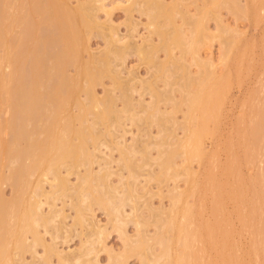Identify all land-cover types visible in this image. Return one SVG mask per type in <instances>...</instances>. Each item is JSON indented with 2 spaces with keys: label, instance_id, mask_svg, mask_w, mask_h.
I'll return each mask as SVG.
<instances>
[{
  "label": "rangeland",
  "instance_id": "rangeland-1",
  "mask_svg": "<svg viewBox=\"0 0 264 264\" xmlns=\"http://www.w3.org/2000/svg\"><path fill=\"white\" fill-rule=\"evenodd\" d=\"M8 1H10V2L15 1L16 3L15 2L10 3ZM26 1H28V0H26ZM127 1L128 0H104V1H97V3H95L91 0H69L67 3V5L70 8V11L72 13L74 10L76 13L78 11L77 14L79 15V17L77 16L76 18H79L81 21H83V23H82L79 19H77L78 21H80L79 23L83 27L80 26L81 31H78L80 29H79V23H77L78 22L77 21L76 24H78V25L76 26V29L78 28V30H77L78 33L80 35L84 36V39H83V37H82V39L85 40L84 42L87 44L86 46L84 45V49H83L82 48L83 46L80 45V43L82 42L81 37H80L81 40L79 41L80 43L76 42L77 43L76 47H75L76 48V57L78 56L76 58V60L79 59V61H80L82 59L83 64L84 65L86 64V66L88 64L94 65V66L90 65L91 68L89 67V71L92 70V71H90V72H92V74L93 73L97 74V76L95 78H92V74H89L87 76V78L84 76L83 81L81 80L83 83L81 82L82 83L81 84L79 81L80 79H78V81H76V82H72V81L76 80V77H78V75L76 76V74L79 73V71L76 72L78 70L77 67H75L76 61L72 62V60H71V61H69V63L65 62V64L67 63L66 67H62L63 70H62V68H60V71L58 70L59 74H60L61 70L65 71V72H63L65 76L68 74V77L67 76L65 77L66 80L68 79L67 82H69V80H70V82H72L71 84L74 83L73 84L74 86L76 84L78 85V86H75V88H73V90L77 89L78 87L80 89V91H78V89H77L76 92L74 93V95L77 94L76 97L74 96L75 100L77 98V101L73 100L74 101L73 104L71 103V107L73 109V110L71 109V111H73L75 113L74 115H76V114L78 115V113H80L79 107L76 106L77 102H78V105L81 103L80 100H82V101L84 100V102H82V104L79 105L80 107L82 105L83 106L84 105L85 106L90 105V104H87L88 102L89 103L91 102V101H88V100H90L88 91L87 92L85 91V90H88L90 88L92 89L93 93L102 100V102L106 98V100L104 101V103H106V104H107V100L109 99L110 96L112 98L116 96V100H115V98H113V99L115 101H118V102H115L116 105L114 104V106L115 107L117 106V108H120V107L122 109L124 108L123 107L124 106L123 101L118 99V98H120L119 94H121L122 91H120V88H117V86H116L117 84L114 85V83H113L114 80L110 79V78H112V73L110 74L109 72H111V70H113V69L120 73V79L122 80L123 83L125 82L124 84H126V83L127 84H129V83L133 84L131 79H133L137 75L140 78V80L136 81V83L134 82L135 86H137L136 88H138V87L141 88L143 80H145V82L146 81H152L154 83L155 82L157 83V86L159 87V90L162 93L164 92V93L170 94V92H173V89H171V88H175V89L181 88V86H178V84L176 83L177 81L181 84L185 82V80H184V82H181L180 80L182 78L179 76H178L179 79L177 78L175 80V76L182 74V72L180 71L179 68L173 66L171 58L168 56V54L164 50L160 51L158 53V56H159L160 60H163V61H165L166 64L170 65L169 67H170L171 71H165L163 73H157V74H155L156 68L154 66L151 67L150 63L142 60L141 59L142 55H139L137 51H133V50L129 49L130 51H133V52H128V54L130 53V55L127 54V57L125 58L124 61L118 60V59H116L115 56H111L109 53H107V50H106L107 43H106V40L104 39L105 36H103L101 32H105L106 34H109V31H110L109 29H111V27L114 30V33L116 31L115 35H117V36L114 35V38H120L121 37V41L119 43H117V45H120V46L123 45L124 43L128 42L126 44H129V43H132L135 45L145 44L144 46L148 47V45H150L149 43H151V42L158 44L161 41L160 40L161 37L157 33H153V34L151 33V30H153V27H149V30L147 28L148 25L150 24V19L146 13L141 11L145 7V1L144 0H134L135 3H133V1H130V2L129 1L127 2ZM215 1L216 2L218 1V3L216 4ZM224 1L225 0H221V1L220 0H214V1L213 0H165V3L167 2L166 4L168 6V11H166V14L163 17H161L162 19L160 18L157 21L161 26V30L164 31L165 33H167L165 38L169 39V42H167V43L170 44V48L172 50L171 52L173 53L172 55H174V58H177V60L175 59V61L181 60V57H182V59L185 58V62H184V59H183V61L181 60L180 62L184 63L185 66L188 67V70L190 69L192 71L191 72L189 70L191 73L194 72V73L198 74L200 72V74H198V75H201V71H200L201 69L199 68L200 66H198V65L196 66L194 64L195 62L193 61L192 54L188 53L186 56H184L182 54L183 49H181V46H179L178 44L176 45L173 42V40L174 41L177 40V33H176V26H177L179 28L181 27V31H182V35H183L182 37L185 38L182 41V45L185 44V46L183 45L184 49L186 48V50H187V48H190V46L192 44L193 37L197 35L198 38L200 37V43L198 44V47H199L198 49H199L200 55L205 57V58L211 57L213 60H215L214 66H215L217 75L223 74L225 76V74H226L225 77L229 76L228 79L230 80V83L227 82L229 85L227 84L228 89H227L226 95L223 96L224 100H220L222 103L220 104V102H219L220 110L217 109V113H219V114H217V116L218 115L219 116L218 117L216 116L217 119H216V117H214V119L211 118V119H213L212 121H211V119L209 120V129H210V131H213L214 133H213V135L210 134V136L208 138H206L205 143H204V146H205L206 151H207L206 158L202 162H200L198 160L188 161L186 156H184V157L178 156L177 159H175L176 164H177L176 166H179V167H176L179 170V171H175L176 173L178 172L176 174L175 172H173V169H167L166 168L163 171L161 168H159L160 166L158 165L157 161H155V159H154L155 157L156 158L158 157L159 151L157 148L153 149V150L151 149L152 150L151 155L153 156L152 157L153 159H151L150 164H148L150 167L148 165H144V166L142 165L143 168H141L139 171L140 175L139 174H138L139 176L136 175L137 177H135V179H136L135 180L131 176L129 169L128 168L126 169L125 167H123V163L121 162V160L119 158L120 157V151H118L117 148H115L116 150L115 149L112 150L113 148H110V147H112L113 144H115V142L117 140V139H114L115 136H118V141L120 140V142L127 143L129 146H131V144H134L137 146V144L139 143L140 144L139 147H141L142 144L143 145L145 143L148 144V142L153 143L155 138H156V142H157V140L160 142L161 138H160L159 132L163 127L168 128L169 131H171L173 129L175 132L174 135L176 133L178 134V136L175 135L176 138L179 137L180 139H182L183 137H185L184 136L185 132H184V129L182 130V127L180 128V126H179L180 124L178 125V123H183V119L185 120V112L184 111H187L188 106L184 105V103L182 104L183 105L182 108H180L181 110L178 109L181 112L178 111L177 113H175L176 111L174 110V106H172L173 104L171 103V101H168L167 105L166 104H160V105H162L161 111L166 110V111L171 112L172 110H174V112H172V114L175 115L176 119L178 118L177 121H179L178 123H174V122L166 123L165 122V126H163V127H158V123H157V125L153 124L156 122L158 117H159V119L162 118V114L159 115V111L153 115H149L147 113H145V114L141 113L140 115L142 116V118L144 120L142 122H145L146 125L141 123L143 125L142 126L139 123L140 127L138 125H137L138 126L137 127L135 125L136 123L131 125V123H132L131 120L130 121H129V119L126 120L127 117L125 118V116L126 115L128 116L127 113H126V115H124V114L122 115L124 118L123 122L126 120L125 125H123V126L121 125V127H120L118 124V126L120 127L119 128L116 126L117 124H113V127L110 126L111 128L109 130V131H111V133L107 132L108 129H107L106 124H105L106 128H105V125L102 123H101L102 125L100 123L97 124L96 129H98V125H101V126L104 125L102 128H100L101 126H99V130L100 129H102L100 131L106 130L105 135H104V133L102 134V132L100 133V134H102V138L106 139L107 141H110V140L112 141V139H114L115 142L114 141H113V143L111 142L109 144L110 147H107V146L104 147V144H103V146H101V143L103 141L101 142L99 140V139H102L101 135H100L98 138V140H99L98 142H101V143H99L100 145H99L98 149H102L103 151L100 150L101 152L99 153L97 151L98 149H95V147L92 148V146L98 145V144H96L97 143L96 142V143H94V145H90L91 147L89 146V148H91V150H90L91 154L90 155H92L93 153L95 155V150H96L97 151L96 156L102 154V152H105V154L107 156L108 155L112 156L116 161L112 160L108 156L109 160L110 161L112 160V163H110L111 168L108 167V169H111V173H112V176H109L110 178H108V179H110V181H109L110 184H112V186L113 185L116 186V188H118V190H117L118 192H122L121 191L122 188L124 187L123 190L126 188V183L128 185V183L131 181V183L135 186V188L134 187L133 188L136 190V191H133L134 192L133 194L135 196L138 195V197L136 196L135 201H132V202H130L129 200L126 201V206L121 208L122 213H121V215L119 214V216L124 221L126 218V221H127L123 226L119 225V222H117V220L115 219V215L112 214V211H109L112 209H109L108 207H106L108 205H106L105 207L104 206L100 207L99 205H96L93 207V209H94L93 212H91V211L86 212L87 213L86 217L88 216L89 220H91L93 218L95 221V222L92 221L93 220L92 219L91 223L92 222L97 223V224H95V226L101 225V226H98V227H100L99 229H98V227H96V230H95V228H93L94 231L97 232L98 230H101V227H102V230L105 229V230H103L102 235L98 234L96 232H94V233H96V234H94L92 232L94 234L93 235L89 231V229H87V228H91V226H88L90 221H89V223L87 222L88 224L86 223L87 225L85 224L86 227L88 226L87 228L85 227L84 224L82 225L83 227H81V224H78V226L74 225L75 222L72 218L74 217V219H75V216H76L75 211L76 210L73 209L74 207L72 205L73 204L75 205L76 201L72 203V201H71L72 199H70V200L68 199L71 197V194L73 196V192H74L73 191L74 189L70 190L71 192L68 193L70 195L68 198H65V196H68V195H65V196L62 195L63 198L60 196V200H58V201L55 200L56 209H58V208L59 209L62 208L63 210L65 209L64 211L62 209L60 211H61V213L66 214L65 216H67L65 219L64 218L65 216L63 215V218H62V216L60 214V216L58 218H56L58 220H60L59 218H61L62 221L64 220L63 222L61 220L59 221V222H62L61 224H59L58 220L56 222V224L58 223L59 225L62 226V228H60L61 231L58 232L57 238L54 236L55 234L53 233L54 230L56 231V229L54 227L50 226L52 228H49L51 231V234L49 232L46 233L47 231H43L44 229L42 228V226L38 227L39 231L41 228V232H42V233L40 232L41 236L44 234L42 237H44L45 240L47 241L44 246H46L47 243H49V245L55 244V247L58 248L57 250L72 252L71 253L72 255L79 253V251L80 252L84 251L86 248H89V246L92 248L94 247L95 251L93 250L92 254L88 255L86 257L87 259H85V257H84L85 261L86 260L88 261L89 257L91 256L90 260L93 262H95V260H96V261H99L98 264H108L110 261L109 255H108V253L110 252L109 250H111V251L113 250V252L115 254L116 253L122 254L125 252L124 251L125 249H128V248H126L127 244H125L126 241H124L123 236L127 235L130 238L129 239L130 242L132 240L136 239V236L138 235L139 231L137 230L138 228L136 227V224L134 222L143 221L144 223H146L145 226H143L142 230H144L143 233L145 234V236L147 237L148 240L151 239V237L156 233L158 228H159L158 232L159 231L161 232V230L163 228L161 229V227H159V224H158V228H157L156 227L157 223L155 221L156 219H159L160 216L155 217V215H154V217H155L154 218L152 213H151V210H149V208H147V205L149 204L153 208H157V209L162 208L164 211H166V209L170 211V209H171L170 207H172L171 204H173L172 203L173 199L170 198L171 195L169 193V190H170V192H173L175 194L176 192H178V190H184L186 188L187 189L189 188L186 186V184H188V182L186 183V179L187 178L189 179V177H187V175H186L188 171L185 172L186 171L185 168H187V170L190 169V172H193V173L195 172L196 175H191V176H192V178L197 179L196 181L199 182V183H196L195 179H194V182L196 184H199V187H198L199 192H197L198 194L195 196H192V197L188 196L187 197L188 199L186 198L187 199L186 204L189 203V205L190 204H191V206L193 205V208H194V210L191 211V212L195 213L194 216H192L193 214H189L193 218L191 216H188V217H191L192 220L189 218L188 220L185 221L184 220L185 218L183 216L182 217L179 216L180 219L179 218L178 219H179V222H184V224H185V225H183V223H181L184 226L183 228H185L184 231L182 232L184 235L189 233V232H193V231L196 232V234H197V230L199 231V233H198L199 236H195V237H198V238H196V241L191 240V242H190V244L192 245V248H189V249H191L190 250L191 252L189 255H191V254L194 255V253L197 255V258H196V255L193 256L194 257L193 260L198 259L199 263L202 261L201 262L202 264H207V263H209V264H227V262H226L227 258L231 257L234 260L232 262V264H264V135L262 134V137H261V133H264V127H263L264 125L262 124L263 126H260L261 123H264L263 122L264 119L262 120V122L260 121L261 123H259L258 128H256V126H255V127H253L254 129H252V127H251L252 126L251 123L253 122V120H254V122L257 121V124H258L259 117L261 115L263 116V112H264L262 109L263 103H264L263 102L264 101V3L262 4L263 8L257 7L259 10V16H258V13L255 11L257 13V14H255V15H257V19H256L253 15V13H254L253 11L256 9L252 10L251 16L249 14L246 17V15L243 14V12H241V11L240 12L238 11V13H237V12H234L233 9L231 10V7L230 8H229V6L226 7V4L221 5V3H224ZM28 2L24 3L25 5L23 6V4L18 5L17 0H7V4L9 3V5H10V8H9V6H7L8 12L5 13L7 15L9 13L10 14H15V13L17 14V10H21V9L23 10V7H25L24 11H23L24 13L21 10V12H19L16 15V17H18L20 15L19 17L23 18V19H20L18 17V19H20V20H18V22H21V24L18 22L17 23L20 24L21 26L19 27V25L15 23L16 24L15 27H11L12 30L10 28L11 32L9 30L10 34L8 32H6V34H5V37L7 35V38H9L8 41L11 40L9 46L11 45L10 49H12V50H10L7 45L6 46L8 47L10 52L13 51L11 54L16 55V57H18V54H19V56L25 54L24 51H23L24 52L23 54H21V52H20L21 49L24 48V46H23L24 42L22 44H20L21 42H19L20 40L18 39V37L20 38L23 35V38H24V36H25L24 33L26 34V31L28 29L27 27L31 21H32V23H34V22L37 23V21L39 23V21L41 19V16L40 17L37 16L38 14H36V16H35V14H34L31 18L33 19V17H35V19L30 20V18L28 17V15L30 13L27 10L28 9ZM238 2H239L238 4H240V6L242 7V6L246 5L247 4L246 2H248V1L247 0H238ZM83 3L86 4V6L95 7L97 9L96 10L95 8H93L92 13H94L96 15V17L98 16L97 21L100 24L101 28H98V27L93 28L92 27L93 25H91V26L89 25V27H87L91 13L89 14V13H86L85 11H84L85 13L82 12L81 5ZM12 5L18 6L19 9L16 10V7H14V6H13V8H15V9H13V8L11 9ZM19 6H22V7H19ZM45 6H49V4L47 5V2H45ZM147 6H148V4H147ZM216 6H217V8H216ZM79 7H81V8L79 9ZM98 7L101 10L98 9ZM101 7L105 8V10H103V8H101ZM130 8H132V11L129 10ZM12 11H14V12L11 13ZM184 12H185V14L187 13V15H186L187 19H186L185 15L183 16ZM21 15H22V17H21ZM72 16L74 17L75 14L74 15L72 14ZM7 17H14V15H12V16L9 15ZM169 17H172L173 21L169 20L168 19ZM24 18H26L27 20ZM76 18H74V19H76ZM195 18H197V19H195ZM221 18H222V20H221ZM190 19L192 21L195 19L194 20L195 22H192ZM22 20L23 21L25 20V21L22 22ZM218 22L220 24H222L223 27L225 26L224 28L230 30L229 34H228L229 30L228 31L225 30L227 32L226 33L227 37L225 36L226 34H224V37L230 39L229 40V46H230V48L232 47V49H233V50L231 49V51H232V54H230L231 58L229 55V58L231 59V62H228L229 66L228 65L225 66L224 64L220 63V58H221L222 53L224 51V45L222 44V41H221L222 37L220 40V35L222 36L223 33L221 34V33H219L220 31H218L219 30V27H217L219 25ZM195 23H196V25H195ZM204 24H205V26H204ZM42 25H43L42 27L47 26L44 24H42ZM113 25H115V26H113ZM12 26H14V25H12ZM219 26H221V25H219ZM114 27L116 30L114 29ZM82 28H84V29H82ZM51 30L53 32H56V28L50 27V32H51ZM82 30H83V32H82ZM200 30H201V32H200ZM86 31H88V32H86ZM203 32H205V34ZM206 32H207V34L208 33L209 34L207 35ZM198 34H199V36H198ZM28 35H29V33L27 31V36ZM99 35H101V36H99ZM31 36H33V35L28 36L29 38L26 37V42L28 43V45L26 46V49L28 51H30V50L32 51V49L35 48L34 40L37 37H35V35H34V37H35V39H34V37H31ZM148 36H149V38H148L149 40H146V41L149 42L150 39H152V41L149 43L148 42L143 43V42H145V38L147 39ZM205 36H208V38ZM212 36H214V37H212ZM211 37H212V39H211ZM23 38L21 37L20 39L22 40ZM88 38H89V40H88ZM37 42H38V39H37ZM37 42H35V43L37 44ZM201 43H202V45H201ZM48 44H49L50 48L46 47L49 50V51L47 50L49 52V53H47V55L49 56V54H51V56H49L50 57L49 58L45 53L43 55V60L45 63L47 62L48 64H52L53 66L51 65L52 67L50 69L53 68L54 70L49 69L52 72H49V76H48L49 78L46 79L47 80L46 85H44V87H42V88L40 87L41 89H39L36 92V97L38 98V99L36 98V104L39 105L37 108H40L41 110H43L44 111L43 113H45V114L51 113L50 108L53 110V107L58 106L60 104V101H61V99L57 98L58 93L56 91V87H58L57 85H59V83L61 81L60 80L61 75H59V77H58V74H57L55 67H54L55 62H53L54 63L53 64L52 63L53 58H51V57H53L54 52L55 53H56V51L59 52L60 46H58L57 42H53V41H51V43L49 41ZM82 44H83V42H82ZM78 45H80V46H78ZM1 46L2 47H0L1 48L0 49V53H1L0 54V58H1L0 59V66L4 65V62L6 59L2 60V58H4L5 55L9 54L10 57L12 56L9 53V51H8V53L6 52L7 54L4 52L6 50V49L3 50L5 48L4 47L5 45L4 46L1 45ZM28 46L29 47L32 46V49L29 50ZM86 47H88V52H87V49L85 50ZM26 49H24V50H26ZM89 50H90V52H89ZM50 51H51V53H50ZM2 54H4L3 55L4 57L2 56ZM91 55L93 58H94V56L95 57L99 56L98 58L103 57L102 59H105V60L108 59V62H109L108 64H110V62H111V64L109 66L104 65L103 62H101L99 64L98 63L95 64L96 61H94L92 58L90 59ZM138 55H139V57L140 56L141 57L139 58ZM181 55H183V56H181ZM109 57H111L110 60H109ZM178 57L180 59H178ZM13 58H14V56H13ZM9 59H12V57ZM21 59L20 60L23 62V59H25V58H21ZM54 61H55V59H54ZM88 61L90 63H88ZM6 62H7V60H6ZM22 62H20V64H22ZM71 62L73 63V65ZM77 62H78V60H77ZM8 63H10V62H8ZM12 63L13 62H11V65H12ZM5 64H7V63H5ZM83 64L81 61L79 65L77 64V66H80V65L83 66ZM189 64H190V66H189ZM9 65L10 64L5 65V66H8V68L5 67L6 69H4V66L0 67L1 72L4 71L6 73V74L5 73H3V74L9 75V72L12 69H14L13 67L11 69V67ZM32 65H34V64H33L32 59L30 57L24 61L23 65H22V69H20L21 72L16 71V69L12 70L13 74H15V75L17 73H19V75L17 74L18 80H17V78H15V79L12 78L13 76L15 77V75L10 76V78L13 79V81L17 80L18 84H20L18 87V90H16L17 86L15 88V90L18 91V93L14 90V88L11 90V88L9 86L8 88H10V89L4 90V92L2 90V92L4 93V96H5V97L3 96L2 98H4V99H2L0 97L1 98L0 100H3L2 101L3 103L0 104V139H1L0 142H2V143H0V146L2 144V147H0V148H3V149H1V151L2 150L6 151V147H7L8 152L12 151V150H16V149L19 150V148H20L19 151H21V149L23 148L21 152H23L24 155H26L25 158L27 157V159L22 157L20 159L15 160V161L13 160L15 158L9 157L8 161H6L5 164H4V162H3V165L1 164L2 166L0 167L1 168L0 171L2 172L5 179L0 181V197H1V199L3 198V200H5L7 202H11L12 200H17L18 199L17 195L19 196V194H20V196L26 195V196H29V198H32L30 193L35 195V192L32 193L31 190L35 191L34 187L36 189V186H37V185L35 186V184H37V183H35L34 181L39 179V178H37V175L31 177V180L33 181L32 184L33 183H35V184L32 185L34 187L31 190L29 189V192L27 191V189L30 186L28 188H27V186L26 187L23 186V188L25 187V190H26V192H28V194H26V193L22 194L25 191L22 188V186L21 187H15L12 181H9V180L5 181V180H7L6 178L10 176L11 168L22 166V165H24V163L30 164L32 161H34L33 159H37V158H31V156H29V158H28V156H27V154L30 155V150L32 151V148L30 149V147H31L30 145H32V144H29L32 141V139L33 138L34 139L39 138V140L43 139L44 143L46 140L45 134L43 132L45 129L44 126H45V124H47L46 119L44 118L42 120L34 119V120H29V121H22L20 116H21V113L23 114V111L19 107L17 108L18 105L15 106V104H14V103H16L15 101L13 102V100H15L19 97L24 98L26 100H29V98L32 96L31 95L32 94V90H31L32 81L31 80L33 77ZM115 65H116V67H115ZM19 66L21 68V65H19ZM2 67L4 70H2ZM152 68H153V70H152ZM56 69H58V68L56 67ZM15 71L17 73H15ZM129 73H130V75H129ZM10 75H12V73ZM17 75H16V77H17ZM158 75H159V77H158ZM173 75H175V76H173ZM71 76L75 77L74 78L75 80H72L73 78ZM164 76H165V78H164ZM69 77H70V79H69ZM148 78H150V79H148ZM141 79H142V82H141ZM154 79H156V80L154 81ZM165 79H167L169 82ZM6 80H5V82H8L9 79L7 81ZM92 80L94 82L96 81L95 82L96 84ZM11 81H9V82L11 83ZM5 82L3 81V83H5ZM17 82L15 81L16 85H17ZM55 82H57V83H55ZM79 83L81 84L80 86H79ZM7 84L8 83H5V86ZM12 84H14V83L12 82ZM49 85H50V87H49ZM82 86H83V88H80ZM11 87H12V85H11ZM88 87H90V88H88ZM142 87H143V85H142ZM193 87L197 89V85L194 84ZM84 88H86V89H84ZM140 88H138L139 90H137V91H132V92L129 91V95L132 96L134 101H135V99L137 101H139L142 98L140 96V91H141V89L143 91V88H141V89ZM194 88H193V91L196 90ZM4 89H5V87H4ZM81 89H83L82 92H81ZM77 91H78V93H77ZM142 91H141V93H142ZM182 91H181V93H179L178 91H177V93H175V92H173V93H175L174 94L175 97H178V98L182 97L183 98L184 95L182 96V93H183ZM53 92L57 93V95ZM3 93H1L0 95L2 96ZM79 93H80V95H79ZM83 93L85 94V96ZM50 94H52L50 96L52 99L50 97L49 98L47 97V99H49V101L48 100L45 101V98L41 99V98H43L44 95L49 96ZM180 94H181V96H180ZM17 95L19 97L16 98ZM170 95L173 96L172 93ZM52 96L56 97V99H53ZM107 97H108V99H107ZM144 97H145L144 99H145L146 103L149 102L150 99L153 100V98L151 96H149V92L147 95L145 94ZM182 98H180L179 100H181ZM152 100H150V101L152 102ZM176 100L174 99L173 101H176ZM182 100H184V98ZM52 101L54 104L52 103ZM83 103H85V104H83ZM45 106H46V108H43ZM63 108H65V106ZM69 108L70 107L68 106L66 109L68 110ZM162 108H164V109H162ZM182 109H183V112H182ZM67 110L65 112H63V114L67 113L69 115L72 113V112L71 113L69 112L70 109L68 111ZM137 110H139L138 106H137ZM77 111H78V113H77ZM161 111H160V113H161ZM258 112H260L261 114ZM63 114H62V116H64ZM74 115H72V116H74ZM90 116H89V119L92 120V118H90ZM145 116H147V117L149 116L150 119H152V122H153V120H155V117H156L155 122H153V123L151 122L152 127L149 126V125H151V123L148 125L149 127L147 126V124H148V122H150V120L148 117V119L146 121L147 117H145ZM111 118H112V116H111ZM214 120H216V122ZM70 121H72V120H70ZM73 121H72V123H74ZM91 122H93V120ZM76 123H78V122L75 121V125H77L76 127L73 126L71 123L70 124L74 128H78L79 125H80L79 127H81V126H84V124L86 125L84 127H87L90 122L88 123V125H87V122L84 123L83 125H81L80 123H78V124H76ZM185 123H186V121H185ZM141 126L145 130L149 131L150 134L152 133V135L149 136L148 134H145V132L143 133L144 129ZM146 126L148 127L147 129L145 128ZM115 127L119 128V129H116ZM122 127H123V129H122ZM124 127L126 129H128L130 132H128V130H126ZM137 128H140L143 131L139 130ZM258 129L261 130L260 131L261 133H258V131H259ZM99 130H96V131L100 132ZM123 130H126L127 132L123 131ZM125 132H126L125 138L124 137L123 138L125 140H127L126 142L123 139H122L123 141L121 140V137H122L121 134L123 133L122 135H124ZM168 132H167V134H168ZM107 133L110 135H112V134H114V135L109 136V135H107ZM138 134H140V135H138ZM162 134H164V133H162ZM30 136H31V139H30ZM119 136H120V139H119ZM250 136L254 137L253 138L254 145L251 143L252 139L250 138ZM149 137H152L154 139H150ZM172 137L173 136H171V138ZM137 138H139V140ZM167 138H168V136L166 137V139ZM171 138L169 137V141L170 140L172 141V139H173V141H175V139H176V138L175 139L174 138L171 139ZM74 139L72 138L73 141H74ZM76 140L74 142L79 143V140L78 139H76ZM106 140H105V144H108L109 142H107ZM260 140H262V141L260 142ZM88 141H89V139H88ZM140 141L143 143H141ZM144 141H145V143H144ZM167 141H168V139H167ZM169 141L167 144H168V146L171 147ZM135 142H137V143L135 144ZM175 143L173 142L172 144L175 145ZM48 144H46V145H48ZM113 146L115 147V145H113ZM151 146L154 147V145H151ZM27 147H29V149ZM100 147H102V148H100ZM166 147H167V145H166ZM26 148H27V150H29L28 152H27ZM55 148H57V145L55 146ZM55 148H54V151H56V153H57L58 148H57V150H55ZM167 148L169 149V147H167ZM24 149H25V151H24ZM92 149H95L94 152L92 151ZM110 149L113 151V153L111 152ZM54 151H53V153H54ZM2 153H4V156L2 155ZM2 153L0 152V154L4 158L5 152L2 151ZM31 155L33 156V154H31ZM90 155L88 156L89 158H90ZM49 156H50V158H53V156L51 157V154H49ZM54 156L56 157V154ZM93 156H92V158L96 157V156L95 157H93ZM103 156L104 155H101V157L99 156L100 159ZM136 156H137V158L136 157L135 158L137 160L139 159L137 162L140 164H143V163H141L142 161L140 160V157H141L140 154L138 153V155L136 154ZM33 157H37V156H33ZM89 158L85 159V156H84V159L87 162H88ZM118 158H119V160H118ZM29 159H32V161H30ZM96 159H97V157H96ZM96 159H95V161H96ZM100 159L97 160L98 163L94 162L92 159L91 160L89 159V161H91V162H89L90 164L95 163L94 165H91L92 166L91 170H93L92 172L95 171L94 174L99 172L98 173V175H99L102 172V169L104 167H106V166H103L106 163L104 164L103 160H101L102 162H100L99 161ZM107 159L105 158L104 160L107 161ZM185 159H187V161ZM1 160L3 161L2 158H1ZM29 161H30V163H29ZM92 161H93V163H92ZM113 161H115V162H113ZM87 162H83L84 164L86 163L87 166H86V164L85 165L83 164L84 165V166L82 165L83 167L79 166L81 169L77 168L78 172L81 173V175L85 174L86 171L90 170V168H89L90 164ZM99 162H100V164L102 163L103 165L101 166L99 164ZM227 163L228 164L230 163L231 169L227 167ZM28 164H26V165H28ZM88 164H89V167H88ZM107 166H110V165L107 164ZM86 167L89 170H87ZM100 167H103V168L100 169ZM60 168H62V169H60V171H63V172H61L62 175L63 176L67 175V173H65V172H67L64 169L65 167L63 165H61ZM66 169H67V167H66ZM79 169H80V171H79ZM147 171H149V172H147ZM161 171L163 173L160 175L159 172H161ZM74 172L75 171H73V173ZM75 173L69 175L70 176L69 178L71 180L70 182L73 184L79 185L78 182L81 183L82 179L79 177L81 179L79 181L78 180L79 178L77 177L78 173H77V175ZM188 175H189V172H188ZM96 176H97V174H96ZM150 176H151V178H150ZM154 176H156L157 178ZM254 176H255V178H254ZM49 180H50V182H51V180H54V178L51 174L49 175ZM254 180H256V181H254ZM190 181L193 182V180L191 178H190ZM191 182H189V183H191ZM131 183H129V184L132 187ZM229 183H232V184L229 185ZM44 184H45L44 185V191L49 192L51 190V186H50L51 184L49 185L48 182H45ZM94 184L95 183L93 182L91 185H92V187L94 186V188H95L98 183L96 182V184H95L96 186ZM124 184H125V186H124ZM193 184L194 183H192V185ZM91 185H90V187H91ZM174 186L175 187L177 186L176 189ZM17 188L18 189L20 188V189L17 191ZM173 189H174V191H173ZM93 190L94 189H92L91 191L93 192ZM95 190H96V188H95ZM95 190H94V192L97 193ZM118 192L116 194L114 193L115 195L118 194L117 197L115 198L116 202L118 201L116 199L119 196L123 197L122 196L123 193H118ZM173 193H172V196H173ZM74 194H76V192ZM15 195L17 198L14 197ZM34 197H36V195L33 196L32 199H34ZM21 202L23 203V201H20L18 204H22ZM85 202L83 203L84 205L86 204ZM46 204H48V203H46ZM115 205H117V204L115 203ZM132 205H134V206H132ZM133 207H135L134 210H133ZM168 208H170V209H168ZM44 209H43L44 212H46V213L49 212V209H50L49 205H45ZM46 209H47V211H46ZM169 211L168 212L166 211V212L169 213ZM247 211H248V214H249L251 220L248 221L246 226L244 225V228H243L244 220L247 217V214H246ZM167 213H166V215L163 213L161 215V217L162 216L167 217ZM126 214H127V216H126ZM164 217L160 218L159 220H161V221L164 220ZM8 221H10V220H8ZM11 221H13V218ZM99 221H100V223L98 224ZM64 224H65V226H64ZM121 224H123V223H121ZM178 224H180V223H178ZM249 224H250V226H249ZM92 225H94V224L92 223ZM160 226H161V223H160ZM67 227H68V229H67ZM118 227L121 228V231L119 230ZM69 231H71V232L68 233ZM164 232L165 231L163 229V234H164ZM194 232L191 233V235L195 234ZM52 233H53V236H51ZM165 233L166 234H164V235L166 236L168 234L167 230ZM29 234H31V233H29ZM29 234H27L28 239H29V237H31V239H33L32 238L33 235L31 234V236H29ZM97 234L100 235L101 238L103 235H105L102 238L104 241H102L100 239V236H98ZM178 234H181V233H178ZM174 235L178 239V240H176V242L174 243V246H173L175 249V252L176 251H178V253L180 252V255L183 254V252H185V251L187 252L188 249L186 248L187 250H185V248H184L185 246H183V244H182L183 236H182V240L179 241L180 236L177 237L176 236L177 233H175ZM61 236L65 240L62 239ZM169 236H170V234H169ZM52 237L55 239H53ZM90 239H91V241H90ZM180 239H181V237H180ZM100 240L103 243H101ZM188 240H189V237H188ZM151 241L153 243L154 240L151 239ZM28 242H30V241L28 240ZM94 242H95V244H93ZM150 243L151 242H149V244ZM155 243H157V242H155ZM253 243L256 245H253ZM101 244H103V245H101ZM190 244H189V246H190ZM154 245L155 246L151 247V248L155 247L154 249L149 251L147 248V251L144 250L148 256L150 255L151 260L153 257L156 258L157 256H160V255H156V254H158L160 252L159 250H162L161 245H160L161 247H159L158 245L156 246V244H154ZM44 246H41V245L38 247L36 246L38 249L37 252L35 251L36 249H32V251H35V252H32V251L26 252L27 250L21 252V251H19L20 249H18V252L22 253L23 258H21V256L19 257L17 249L15 248V251H13V252L14 253L16 252L15 255L18 254V256L17 255H16L17 257L13 256L14 254H11V251H10V253H9V254H11L10 258L11 257H12V259L15 258V260L12 261L13 263H11V262L9 263L10 260L7 261L8 263H6V261H5L4 264H25V263L26 264H28V263L32 264V262L34 264H44L45 261L43 262V259L41 258L42 254L45 252ZM52 246H54V245H52ZM103 246H106L109 249L108 250L104 247V249H106L108 252L105 251L104 249L102 250L101 247H103ZM12 248H14V246ZM229 249H231V250H229ZM12 250H14V249H12ZM141 250L143 251V249H141ZM122 251H124V252H122ZM31 252L35 253V254H37L39 252V254L36 256L34 254V256H33L31 254ZM67 252H65V253H67ZM96 252L98 253V255ZM153 252L155 253V256H154ZM192 252H194V253H192ZM185 254H187V253H185ZM94 255L97 256L96 259H94L96 257ZM127 255H128L127 258H125L126 256L124 257L125 258L124 261H126V264H143V262H141L142 260L140 259V252H138L137 250L130 251V252H128ZM32 256H33V258L34 257L35 258L33 259ZM202 257H203V259H202ZM154 258H153V261L154 260L156 261V259H154ZM163 258H161L163 260V262L160 258H159V261L161 260L162 263L168 264L169 261H167L165 258L164 259ZM84 259L82 260L83 262H84ZM33 260H35V261H33ZM51 260L50 261L53 264H61L58 261L59 258H57V256H55V255L52 257ZM157 260H158V258H157ZM191 260L192 259H190V261ZM154 262H151V264ZM194 262L196 263L195 260L193 262H190V263H194ZM82 264H84V263H82ZM95 264H96V262H95ZM197 264H198V261H197Z\"/></svg>",
  "mask_w": 264,
  "mask_h": 264
},
{
  "label": "bare ground",
  "instance_id": "bare-ground-1",
  "mask_svg": "<svg viewBox=\"0 0 264 264\" xmlns=\"http://www.w3.org/2000/svg\"><path fill=\"white\" fill-rule=\"evenodd\" d=\"M26 0H17V2H18V5H22L23 4V6L25 5L24 3H27L28 1V11H29V15H28V17L30 18V20H34L35 19V17H33V19L31 18L34 14H35V16H36V14H38L37 16H41V19H40V21H39V23H38V21H37V23L36 22H34V23H32V21L30 22V24L28 25V29H27V31H28V33H29V35L28 36H30V35H33V36H31V37H34V35H35V37H37L36 39H35V37H34V44H35V48L34 49H32V46L31 47H29L28 46V49L30 50V49H32V51L30 50V51H28L27 49H26V46L28 45V43L26 42V37H28L27 36V31H26V34L24 33V38H23V35L21 36L23 39V41L18 37V39L20 40L19 42H21L20 44H22L23 42H24V44H23V46H24V48H22L21 49V54H23L24 52H25V54L24 55H21V56H19V54H18V57H16V55H12L11 53L13 52V51H9V49H10V47H11V45L9 46V44H10V41H8V39L9 38H7V35H6V37H5V34H6V32H8L9 34H10V32H11V30H12V28L11 27H15V25L16 24H18V23H20L21 24V22H18V20H20V19H23V18H20L19 16V18L20 19H18V17H16V15L19 13V12H21V10H17V9H19L18 8V6H15V5H12V7H11V9L13 8V6L14 7H16V10H17V14L15 13V14H5L6 12H8L7 11V6H9V8H10V5H9V3L7 4V0H0V47H2L1 45H5L4 47V49L3 50H7L8 49V47H9V49L6 51H4L5 53L7 52L8 53V51H9V53L12 55L11 57H12V59H9V58H11L10 56H9V54L8 55H5V57L3 56L4 54H2V56L4 57V58H2V60H7V62H6V60H5V62H4V65H1V66H4V69H6V68H8V66H5V65H7V64H10L9 66L11 67V69H12V67L14 68V69H16V71H18V72H21V70L20 69H22V65H23V63H24V61L25 60H27L28 58H30L31 57V59H32V62H33V64L34 65H32V75H33V77H32V84H31V90H32V96L29 98V100H26V99H24V98H21V97H19L18 95L16 96V98L17 97H19V98H17V99H15V100H13V102L15 101L16 103H14L15 104V106H17V108L19 107L20 109H22V111H23V114L21 113V116H20V118H21V120L22 121H29V120H34V119H37V120H42V119H46V121H47V124H45V129H44V134H45V139L48 141H46L45 140V143L43 142L44 140L43 139H40L39 140V138L38 139H32V143L30 142L29 144H32V145H30L31 147H30V149L32 148V151L30 150V155H28L27 154V156H28V158H29V156H31V158H37V159H33L34 161H32V159H29L30 161H32L31 163H30V161H29V163L30 164H28V163H26V164H28V165H26L25 163H24V165H22V166H19V167H15V168H11V173H10V176L9 177H7L6 179L7 180H5V181H12L13 182V184H14V186L15 187H21L22 186V188H23V186H27V191L29 192V189L31 190V189H33V187L34 186H32V185H34L35 183H37V184H35V186H36V189H35V187H34V190L35 191H33V190H31L32 191V193L33 192H35V195H36V197H34V199H32L33 198V196H35L34 194H31L30 193V195H31V197L32 198H29V196H26V195H22V196H20V194H19V196L17 195V197H18V199L17 200H12L11 202H7V201H5V200H3V198L1 199V197H0V264H4V262L6 261V263H8L7 261L8 260H10L9 261V263L11 262V263H13L12 261L13 260H15V258L14 259H12V257L10 258V255L11 254H14L13 256H18V254H19V257L21 256V258H23L22 257V251H26V252H30V251H32V249H36L35 251L37 252L38 251V249H37V247L38 246H44L45 245V243L47 242L46 240H45V238L44 237H42L41 236V234H40V232H41V228H40V231H39V228L38 227H41L42 226V228L44 229L43 231H47L46 233H50L51 234V231H50V229L49 228H52V227H54L55 229H56V231L54 232L53 231V233L55 234L54 236L57 238V236H58V232L59 231H61L60 230V228H62V226L61 225H59V224H61L63 221H62V219L61 218H59L62 222H59L60 220H58V219H56V218H58L59 216H60V214H61V216H62V218H63V215L65 216L66 214H64V213H61V209H56V203H55V200H60V196L63 198V196L62 195H68V196H65V198H68L70 195L68 194V193H70L71 191L70 190H73L74 192H73V196H72V194H71V197L70 198H68L69 200L70 199H72L71 201H72V203L73 202H75V205L73 204H71L72 206V208L74 209V210H76L75 212H76V216H75V219H74V217L72 218L73 220H74V222L77 224H75L74 223V225L75 226H78V224H81V227H83L82 225L84 224H86L87 222L89 223V221H90V223L88 224V226H91V228L93 229V228H95V230H96V227H98V226H101V225H96L95 226V224H97V223H94L95 221H94V219L92 220L91 218V220L92 221H94V222H92L94 225H92V223H91V220H89L88 218V216L86 217V215H87V213L86 212H93V207L94 206H96V205H99L100 207H102V206H106V205H108V206H106V207H108L109 209H112V210H109V211H112V214L113 215H115V219L117 220V222H119V225L121 226H123L127 221H126V218H125V221L119 216V214L121 215V213H122V211H121V208H123L124 206H126V201H130V202H132V201H135L136 200V196L138 197V195H134L133 193V191H136L134 188H135V186L131 183V181L129 182V183H131L132 184V187H131V185L128 183V185H127V183H126V188L123 190V188H122V192H118L117 190H118V188H116V186H112V184H110V179H108V178H110L109 176H112V173H111V169H108V167L109 168H111V164L110 163H112V160H115L112 156H110V155H108L109 156V158H111L112 160L110 161L109 160V158H108V156L105 154V152H102V154H100V155H98V156H96V153H97V151L100 153L101 151H103L102 149H98L99 148V143H101L102 141L104 142H102L101 143V146H103V144H104V147L105 146H107V147H110L109 146V144L112 142L113 143V141L115 142V140L114 139H117L116 140V142H115V144H113V145H115V147L112 145V147H110V148H113L112 150H114L115 148H117L118 149V151H120V160H121V162L123 163V167H125L126 169L128 168L129 169V171H130V174H131V176L135 179V177H137V176H139L140 174V169L141 168H143V166L144 165H148V164H150V160L151 159H153L152 157V150L153 149H158V151H159V154H158V157L156 158H154L155 159V161H157V163H158V165L160 166L159 168H161L163 171H164V169H173V172H175V171H179L176 167H179V166H176L177 164H176V160L175 159H177V157L178 156H186V158L188 159V161H192V160H198V161H200V162H202L205 158H206V156H207V151H206V148H205V146H204V143H205V140H206V138H208L209 136H210V134L211 135H213V131H210V129H209V120L211 119V118H213L214 119V117H216L217 116V114H219V113H217V109L218 110H220V107H219V102H220V104L222 103L220 100H224V97L223 96H225L226 95V92H227V89H228V83L227 82H229L230 83V80L228 79V77L229 76H227V77H225L226 76V74H225V76L222 74V75H217V73H216V69H215V64H214V62H215V60H213L211 57H203V56H201L200 55V53H199V47H198V44L200 43V37L198 38L197 37V35L196 36H194L193 37V40H192V44H191V46H190V48H187V50H186V48L184 49V46H185V44H183L182 45V41H183V39H185V38H183L182 36V31H181V27L179 28V27H177L176 26V33H177V40H173V42L177 45H179V46H181V49H183L182 50V54L184 55V56H186L188 53H191L192 54V56H193V61L195 62L194 64L197 66H200L199 68L201 69L200 71H201V75H198V74H200V72L198 73V74H196V73H191L189 70H188V67H186L185 66V64L184 63H182V62H180L181 60L183 61V59H184V62H185V58H183L182 59V57H181V60H178V61H175V59L177 60V58H174V55H172L173 53L171 52L172 50H171V48H170V44H168L167 42H169V39H166L165 38V36H166V34L167 33H165L164 31H162L161 30V26H160V24L157 22L161 17H163L165 14H166V11H168V6H167V2L165 3V0H144L145 1V7H144V9L143 10H141L142 12H144V13H146L147 15H148V17H149V19H150V24L148 25V30H149V27H153V30H151V33L153 34V33H157L160 37H161V41H160V43H158V44H155V43H152L151 41H152V39H150V41L149 42H151V43H149L148 41H146V40H149L148 38H149V36L147 37V39L145 38V42H143V43H149L150 45H148V47H146V46H144L145 44H142V45H135V44H132V43H129V44H126V43H128V42H126V43H124L123 45H117V43H119L120 41H121V37L120 38H114V35L116 34V31H115V33H114V30L112 29V27H111V29H109L110 31H109V34H106L105 32H101L102 33V35L103 36H105V40H106V43H107V47H106V50H107V53H109L111 56H115L116 57V59H118V60H125V58L127 57V54H128V52H133V51H137L138 52V54L139 55H142V57H141V59L142 60H144V61H147L148 63H150L151 64V67L152 66H154L156 69H155V74H157V73H163V72H165V71H171L170 70V65H168V64H166L165 63V61H163V60H160L159 59V56H158V53L160 52V51H166V53L168 54V56L171 58V60H172V63H173V66H175V67H177V68H179L180 69V71L182 72V74H180V75H177V76H175V75H173V76H175V80L178 78V76L179 77H181L180 79V81L181 82H184V80H185V82L184 83H179L178 81L176 82L177 84H178V86H181V88L180 89H175V88H171V89H173V92H175L176 90L179 92L180 90L183 92L182 93V96H183V98H184V100H182L183 98L182 97H180V98H182L181 100H179L180 98H178V97H175V93H177V91L175 92V93H173V92H170V94L172 93V95L175 97H173V96H171L170 94H168V93H162V92H160V90H159V87L157 86V83L155 82H152V81H146L145 82V80H143V82H142V79H141V82H142V85H143V87H142V85H141V88H143V91H142V89L140 88V87H138V88H140L141 89V91H142V93H141V91H140V96L142 97H140L141 98V100H139V101H137L136 99H135V101H134V99L132 98V96H130L129 95V91H137V90H139L138 88H136L137 86H135V83H136V81H138V80H140V78L136 75L133 79H131L132 80V82H133V84H131V83H129V84H124L123 82H122V80L120 79V73L119 72H117L116 70H111V72H109L110 74L112 73V78H110V79H113L114 81H113V83H114V85H116L117 86V88H120V91H122V93L121 94H119L120 95V98H118V99H120V100H122L123 101V109L121 108H117V106L115 107L114 106V104H115V102H118V101H115L116 100V96L115 97H113V98H115V100L110 96L109 97V99H108V97H107V104L106 103H104V101L106 100V98H105V100L102 102V100L98 97V96H96L94 93H93V91H92V89L90 88V87H88V88H90V89H88V90H85L86 92L88 91V94H89V98H90V100H88V101H91L90 103L88 102L87 104H90L89 106H79V105H81L82 104V102H84V100L82 101V100H80L81 101V103L78 105V102H77V105L76 106H78L79 107V110H80V113H78V111H77V113H78V115L76 114V115H74L75 113L73 112V111H71V109H72V107H71V103L73 104V102L74 101H77V98H76V100H75V98H74V96L76 97V95H74V93L76 92V90L78 89V91H80V89H79V87L77 88V89H74L73 90V88H75V86H78L76 83V85L74 86L73 84H71L72 82H76V81H78V79H80L79 81H80V83L83 81V79H84V76L87 78V76L89 75V74H92V72H90V71H92V70H90L89 71V67H90V65H92V64H88L87 66H86V64L84 65L83 64V60L81 59L80 61H79V59H77L78 60V62H77V60H76V58L78 57H76V42H79L81 39H82V37H83V39H84V36H82V35H80L79 33H78V31H81V28H80V26H82V25H80V19L79 18H76L77 16L79 17V15L77 14L78 13V11H77V13L75 12V10L73 11V13L70 11V8L68 7V5H67V3H68V1L69 0H28V1H26ZM91 1H93V2H95V3H97V1H104V0H91ZM129 2L130 1H133V3H135L134 2V0H128ZM127 1V2H128ZM214 1V0H213ZM221 1V0H220ZM248 2H246L247 4L246 5H244V6H240V4H238L239 2H238V0H225L224 1V3H221V5L222 4H226V7L227 6H229V8L231 7V10L233 9L234 10V12H237L238 13V11L240 12H243V14H245L246 15V17H247V15H249L250 14V16H251V12H252V10H254V9H256V10H254L253 12V15H254V17L257 19V15H255V14H257L258 13V16H259V10H258V8H263V3H264V0H247ZM8 2H10V1H8ZM15 2V1H14ZM14 2H10V3H14ZM45 2H47V5L49 4V6H45ZM16 3V2H15ZM51 3V4H50ZM70 3V2H69ZM91 3V2H90ZM94 3V4H95ZM101 3V2H100ZM122 3V2H121ZM214 3V2H213ZM215 3L217 4L218 3V1L216 2L215 1ZM138 4V3H137ZM147 4H148V6H147ZM70 5V4H69ZM81 5V4H80ZM215 5V4H214ZM262 5V6H261ZM27 6V5H26ZM132 6V5H131ZM260 6V7H259ZM19 7H22V6H19ZM82 7V8H81ZM81 7H79V9L81 8L82 9V12H86V13H91L90 14V19H89V23H88V26L87 27H89V25L91 26V25H93L92 27L94 28V27H98V28H101V26H100V24L98 23V21H97V17H96V15L94 14V13H92V9L93 8H95V7H89V6H86V4H82L81 5ZM258 7V8H257ZM8 8V9H9ZM24 8L25 7H23V10H22V12L24 11ZM101 8H103V7H101ZM216 8H217V6H216ZM13 9H15V8H13ZM96 9V8H95ZM94 9V10H95ZM98 9H100L99 7H98ZM78 10V9H77ZM97 10V9H96ZM101 10V9H100ZM103 10H105V8H103ZM129 10H131L132 11V8H130ZM261 10V9H260ZM130 11V12H131ZM140 11V10H139ZM180 11V10H179ZM214 11V10H213ZM257 13H256V12ZM14 11H12L11 13H13ZM75 12V13H74ZM84 12V13H85ZM95 12V11H94ZM126 12V11H125ZM190 12V11H189ZM201 12V11H200ZM206 12V11H205ZM24 13V12H23ZM83 13V14H84ZM262 13V12H261ZM72 14L74 15L75 14V16L73 17L72 16ZM77 14V15H76ZM107 14V13H106ZM109 14V13H108ZM217 14V13H216ZM9 15H14V17H7V16H9ZM88 15V14H87ZM185 15V17H186V15H187V13L185 14V12L183 13V16ZM108 16V15H107ZM146 16V15H145ZM214 16V15H213ZM21 17H22V15H21ZM27 17V16H26ZM84 17V16H83ZM220 17V16H219ZM74 18H76V19H74ZM130 18V17H129ZM166 18V17H165ZM175 18V17H174ZM216 18V17H215ZM24 19H26V18H24ZM77 19H79L80 21H78ZM109 19V18H108ZM162 19V18H161ZM169 20H172L173 21V19H172V17H169L168 18ZM186 19H187V17H186ZM195 19H197V18H195ZM194 19V20H195ZM218 19V18H217ZM27 20V19H26ZM76 20V21H75ZM83 20V19H82ZM191 20V19H190ZM192 21V22H195V21ZM221 20H222V18H221ZM220 20V21H221ZM25 21V20H24ZM23 20H22V22H24ZM78 21V22H77ZM109 21V20H108ZM219 21V20H218ZM18 22V23H17ZM76 22L77 23H79V29L80 30H78V28L76 29V26L78 25V24H76ZM82 23H83V21H81ZM110 22V21H109ZM161 22V21H160ZM223 22V21H222ZM221 22V23H222ZM16 23V24H15ZM170 23V22H169ZM219 23V22H218ZM20 24H18L19 25V27L21 26ZM23 24V23H22ZM42 24H44V25H47V26H45V27H42L43 25ZM12 25H14V26H12ZM24 25V24H23ZM195 25H196V23H195ZM219 25H221V26H219ZM219 25L217 26V27H219V30L218 31H220L219 33H223V35L221 36L220 35V40H221V37H222V44L224 45V51H223V53H222V56H221V58H220V63L221 64H224L225 66H229V64H228V62H231V55L230 54H232V51H231V49H232V47L230 48V46H229V40L230 39H228V38H226L227 37V32L225 31V30H229V29H226V28H224L223 27V25L222 24H220L219 23ZM113 26H115V25H113ZM200 26V25H199ZM204 26H205V24H204ZM50 27H53V28H56V32H53L52 30H51V32H50ZM83 27V26H82ZM86 27V26H85ZM227 27V26H226ZM10 28H11V30H10ZM164 28V27H163ZM162 28V29H163ZM168 28V27H167ZM224 28V29H223ZM228 28V27H227ZM82 29H84V28H82ZM114 29H115V27H114ZM221 29V30H220ZM9 30H10V32H9ZM25 30V29H24ZM78 30V31H77ZM87 30V29H86ZM116 30V29H115ZM198 30V29H197ZM202 30V29H201ZM201 30H200V32H201ZM191 31V30H190ZM195 31V30H194ZM82 32H83V30H82ZM86 32H88V31H86ZM85 32V33H86ZM171 32V31H170ZM196 32V31H195ZM81 33V32H80ZM185 33V32H184ZM194 33V32H193ZM198 33V32H197ZM204 34H205V32H203ZM230 33V30L228 31V34ZM83 34V33H82ZM192 34V33H191ZM201 34V33H200ZM206 34H207V32H206ZM209 34V33H208ZM207 34V35H208ZM224 34H226L225 36L226 37H224ZM80 35V36H79ZM87 35V34H86ZM195 35V34H194ZM202 35V34H201ZM200 35V36H201ZM99 36H101V35H99ZM115 36H117V35H115ZM120 36V35H119ZM190 36V35H189ZM193 36V35H192ZM198 36H199V34H198ZM210 36V35H209ZM9 37V36H8ZM80 37H81V39H80ZM205 37H207L208 38V36H205ZM212 37H214V36H212ZM212 37H211V39H212ZM218 37V36H217ZM29 38V37H28ZM107 38V39H106ZM133 38V37H132ZM37 39H38V42H37ZM82 39V42H83V44H82V42L80 43V45H82L83 47V49H84V45L86 46L87 44L84 42L85 40H83ZM86 39V38H85ZM25 40V41H24ZM88 40H89V38H88ZM207 40V39H206ZM219 40V39H218ZM17 41V40H16ZM29 41V40H28ZM49 41H50V43H51V41H53V42H57L58 43V46H60L59 48H60V50H59V52L58 51H56V53L54 52L53 53V57H51V58H53L52 59V63L53 62H55V64H54V67H55V70H56V72H57V74H58V77H59V75H61V78H60V83H59V85H57L58 87H56V91H57V93H58V95H57V93H55V92H53V93H55L56 95H57V98H59V99H61V101H60V104L58 105V106H54L53 107V110L50 108V112L51 113H49V114H45V113H43L44 111L43 110H41L40 108H37L39 105H37L36 104V92L39 90V89H41L42 87H44V85H46V79L47 78H49L48 76H49V72H52V71H50V70H54L53 68L52 69H50L53 65L52 64H48L47 62V64L44 62V60H43V55L46 53V55H47V53H49L48 51V48H50L49 47ZM185 41V40H184ZM191 41V40H190ZM189 41V42H190ZM211 41V40H210ZM35 42H37V44L35 43ZM48 42V43H47ZM202 42V41H201ZM31 43V42H30ZM29 43V44H30ZM105 43V42H104ZM206 43V42H205ZM8 47H7V46ZM54 45V44H53ZM80 45H78V46H80ZM201 45H202V43H201ZM21 46V45H20ZM7 47V48H6ZM46 47H48V48H46ZM52 47V46H51ZM1 49V48H0ZM24 49H26V50H24ZM87 49V52H88V47H86L85 48V50ZM90 49V48H89ZM129 49H131V50H133V51H130ZM173 49V48H172ZM10 50H12V49H10ZM35 50V51H34ZM48 50V51H47ZM84 50V51H85ZM233 50V49H232ZM24 51V52H23ZM27 51V52H26ZM79 51V50H78ZM83 51V52H84ZM19 52V53H20ZM89 52H90V50H89ZM92 52V51H91ZM6 53V54H7ZM50 53H51V51H50ZM79 53V52H78ZM175 53V52H174ZM1 54V53H0ZM93 54V53H92ZM176 54V53H175ZM45 55V56H46ZM79 55V54H78ZM90 55V54H89ZM97 55V54H96ZM128 55H130V53L128 54ZM139 55H138V57H139ZM177 55V54H176ZM183 55H181V56H183ZM229 55H230V58H229ZM13 56H14V58H13ZM48 56V55H47ZM46 56V57H47ZM49 56H51V54H49ZM48 56V57H49ZM80 56V55H79ZM94 56V55H93ZM105 56V55H104ZM27 57V58H26ZM45 57V58H46ZM70 59H69V58ZM97 57V58H96ZM94 56V58L92 57V55H91V57H90V59L92 58L94 61H96V63L95 64H99V63H101V62H103L104 63V65H110L111 64V62H110V64H108L109 62H108V59L107 60H105V59H102V58H98L99 56ZM139 57V58H140ZM21 58H25V59H23V62L21 61L22 59ZM44 58V59H45ZM50 58V57H49ZM110 58L111 57H109V60H110ZM1 59V58H0ZM21 59V60H20ZM48 59V58H47ZM54 59H55V61H54ZM96 59V60H95ZM174 59V60H173ZM178 59H180L179 57H178ZM49 60V59H48ZM72 60V62H75L76 61V66L75 67H77V71L76 72H78L79 71V73H77L76 74V76L78 75V77H76V80L74 79L75 77H72L73 79L72 80H75V81H72V82H70V80H69V82H67V80H66V76L68 77V74L65 76L64 75V73L63 72H65V71H62L63 70V68L62 67H66V64H65V62H68L69 63V61H71ZM74 60V61H73ZM112 60V59H111ZM230 60V61H229ZM50 61V60H49ZM82 61V64H83V66L82 65H80V66H77V64L79 65L80 64V62ZM90 61V60H89ZM88 61V63H90ZM8 62H10V63H8ZM11 62H13L12 63V65H11ZM20 62H22V64H20ZM71 62V63H72ZM85 62V61H84ZM114 62V61H113ZM5 63H7V64H5ZM86 63V62H85ZM106 63V64H105ZM2 64V63H1ZM170 64V63H169ZM19 65H21V68H20V66ZM52 65V66H51ZM64 65V66H63ZM72 65H73V63H72ZM103 65V64H102ZM103 65V66H104ZM119 65V64H118ZM117 65V66H118ZM0 66V67H1ZM92 66H94V65H92ZM99 66V65H98ZM189 66H190V64H189ZM6 67V68H5ZM9 67V68H10ZM56 67L58 68V69H56ZM79 67V68H78ZM115 67H116V65H115ZM119 67V66H118ZM217 67V66H216ZM60 68H62V70H61V72H60V74L58 73L59 71H60ZM91 68V67H90ZM102 68V67H101ZM114 68V67H113ZM3 69V67H2V70H4ZM14 69H12V70H14ZM50 69V70H49ZM11 70V71H12ZM20 70V71H19ZM59 70V71H58ZM66 70V69H65ZM149 70V69H148ZM152 70H153V68H152ZM177 70V69H176ZM9 72V75H5L6 73L3 71V72H1V68H0V94L1 93H3L4 92V90H7V89H10L11 88V90L14 88V90H15V88H16V86H17V88H16V90H18V87H19V85L20 84H18V82H17V80H18V75H19V73H17L16 71H15V73H17L16 75H17V77H16V75L15 74H13V71L12 72ZM151 71V70H150ZM121 72V71H120ZM149 72V71H148ZM175 72V71H174ZM173 72V73H174ZM2 73V74H1ZM3 73H5V74H3ZM12 73V75H10ZM55 73V72H54ZM105 73V72H104ZM134 73V72H133ZM132 73V74H133ZM8 74V73H7ZM51 74V73H50ZM194 74V75H193ZM196 74V75H195ZM5 75V76H4ZM13 75H15V77L13 76ZM75 75V74H74ZM129 75H130V73H129ZM161 75V74H160ZM7 76V77H6ZM10 76H13L12 78H17V80H15L16 82H17V85H16V83H15V81H13V79H11L10 78ZM97 76V74L96 73H93L92 74V78H95ZM108 76V75H107ZM101 77V76H100ZM158 77H159V75H158ZM9 80H8V79ZM56 78V77H55ZM82 78V79H81ZM157 78V77H156ZM164 78H165V76H164ZM163 78V79H164ZM8 80V82H5V80ZM12 81H11V80ZM58 79V78H57ZM69 79H70V77H69ZM148 79H150V78H148ZM179 79V78H178ZM6 80V81H7ZM49 80V79H48ZM82 80V81H81ZM156 79H154V81H155ZM165 80H167V79H165ZM183 80V81H182ZM229 80V81H228ZM3 81L5 82V83H8L6 86H5V83H3ZM9 81H11V83L9 82ZM51 81V80H50ZM85 81V80H84ZM93 81V80H92ZM112 81V80H111ZM168 81V80H167ZM12 82L15 84H12ZM94 82V81H93ZM96 82V81H95ZM94 82V83H95ZM130 82V81H129ZM135 82V83H134ZM169 82V81H168ZM55 83H57V82H55ZM70 83V84H69ZM79 83V86L83 83H81L80 84ZM122 83V84H121ZM163 83V82H162ZM92 84V83H91ZM96 84V83H95ZM94 84V85H95ZM159 84V83H158ZM194 84L195 85H197V89L196 88H194L193 86H194ZM228 84V85H227ZM11 85H12V87H11ZM14 85V86H13ZM93 85V84H92ZM120 87H119V86ZM174 85V84H173ZM227 85V86H226ZM10 86V88H8ZM97 86V85H96ZM140 86V85H139ZM164 86V85H163ZM4 87H5V89H4ZM41 87V88H40ZM46 87V86H45ZM49 87H50V85H49ZM48 87V88H49ZM115 87V86H114ZM165 87V86H164ZM226 87V88H225ZM47 88V87H46ZM80 88H83V86L82 87H80ZM193 88L194 89H196V90H194L193 91ZM51 89V88H50ZM84 89H86V88H84ZM115 89V88H114ZM2 90H3V92H2ZM15 90V91H16ZM20 90V89H19ZM48 90V89H47ZM82 90L83 89H81V92H82ZM118 90V89H117ZM166 90V89H165ZM175 90V91H174ZM78 91H77V93H78ZM181 91L179 92V93H181ZM17 93H18V91H16ZM15 92V93H16ZM80 92V93H81ZM84 92V91H83ZM148 92H149V96H151L152 98H153V100L152 99H150V100H152V102L149 100V102H147L146 103V101H145V97H144V95L146 94H148ZM80 93H79V95H80ZM134 93V92H133ZM30 94V93H29ZM38 94V93H37ZM49 94V93H48ZM84 94V93H83ZM82 94V95H83ZM28 95V94H27ZM52 94H50L49 96L48 95H44L43 96V98H41V99H44L45 98V101H49V99H47V97L49 98L50 96H51ZM78 95V96H79ZM98 95V94H97ZM4 96V93H3V95L1 96L0 95V97L2 98ZM54 96V95H53ZM52 96V97H53ZM59 96V97H58ZM77 96V97H78ZM84 96H85V94H84ZM87 96V95H86ZM180 96H181V94H180ZM5 97V96H4ZM82 97V96H81ZM172 97V98H171ZM0 98V99H1ZM35 98V99H34ZM51 98V97H50ZM178 98V99H177ZM2 99H4V98H2ZM38 99V98H37ZM52 99V98H51ZM53 99H56V97H53ZM79 99V98H78ZM117 99V100H118ZM175 99H177L176 101H173V100ZM40 100V99H39ZM74 100V101H73ZM87 100V99H86ZM1 102H0V104H2L3 102V100H0ZM38 101V100H37ZM168 101H171V103L173 104L172 106H174V110L176 111L175 113H177L178 111L179 112H181L180 110V108H182V104L184 103V105H187L188 106V109H187V111H184L185 112V120L183 119V123H178L179 121H177V119H176V116L175 115H173L172 114V112H174V110H172L171 112L170 111H161V106L162 105H160V104H166L167 105V102ZM262 101V100H261ZM174 102V103H173ZM264 102V101H263ZM38 103V102H37ZM52 103H53V101H52ZM50 104V103H49ZM54 104V103H53ZM57 104V103H56ZM83 104H85V103H83ZM48 105V104H47ZM52 105V104H51ZM116 105V104H115ZM53 106V105H52ZM51 106V107H52ZM65 106V108H63ZM70 107L69 109H70V113L71 114H67V113H64L63 114V112H65L67 109V107ZM73 106V105H72ZM137 106L139 107V110H137ZM219 107V108H218ZM43 108H46V106L45 107H43ZM76 108V107H75ZM117 108V109H116ZM19 109V110H20ZM65 109V110H64ZM68 109V110H69ZM94 109V110H93ZM98 109V110H97ZM162 109H164V108H162ZM178 109H180V110H178ZM263 111H264V103H263ZM17 110V109H16ZM47 110V109H46ZM49 110V109H48ZM67 110V111H68ZM73 110V109H72ZM78 110V109H77ZM168 110V109H167ZM159 111V115L160 114H162V118H160L159 119V117H158V119L156 120V117H155V120H156V122H155V120H153V122H155V123H153L152 122V119H150V117H149V120H150V122H148V124H147V126L152 122L153 124H155V125H157V123H158V127H163V126H165V122L166 123H172V122H174V123H178V125L180 126V128L182 127V130L184 129V136L185 137H183L182 139H180L179 137H177L176 138V136L175 135H177L178 136V134L176 133L175 135H174V130L172 129L171 131H169V129L168 128H165V127H163L161 130H160V132H159V134H160V138H161V140H160V142L157 140V142H156V138H155V140H154V144L151 142V143H149L148 142V144L147 143H145V141H144V143L146 144H142V146L141 147H139V143L137 144V146L136 145H134V144H131V146H129L127 143H124V142H120V140L118 141V136H115L114 137V139H112V141L110 140V141H107L106 139H104V138H102V134L104 133V135H105V131L106 130H103V131H100V130H102V129H100L99 130V126H101L102 124H106L107 125V129H108V131L107 132H110L111 133V131H109L110 130V128L111 127H113V124H117L116 126L117 127H121V125L123 126V125H125V123H126V120H128L129 119V121L131 120V125L132 124H135L136 126L138 125L139 127H140V125H139V123L141 124H145L146 125V123L145 122H142V121H144L143 120V118H142V116L140 115L141 113H147V114H149V115H153V114H155V113H157ZM160 111H161V113H160ZM68 112V113H69ZM182 112H183V109H182ZM126 113L128 114V116L126 115ZM258 113H260V112H258ZM16 114V113H15ZM62 114L64 115V116H62ZM67 114V115H66ZM92 114V115H91ZM126 115L125 116V118H126V120L123 122V116L122 115ZM261 114V113H260ZM66 115V116H65ZM72 115H74V116H72ZM91 115V116H90ZM184 115V114H183ZM89 116H90V118H92V120H93V122H91L92 120L91 119H89ZM94 116V117H93ZM111 116H112V118H111ZM114 116V117H113ZM141 118H140V117ZM156 116V115H155ZM175 116V117H174ZM219 116V115H218ZM217 116V117H218ZM262 116V115H261ZM259 117V120H258V124H257V121L256 122H254V120H253V122L251 123L252 124V129H254L253 127H255L256 126V128H258V125H259V123H261L262 122V120L264 119V112H263V116L262 117ZM144 117V116H143ZM145 117H147V116H145ZM148 117L146 118V121H147V119H148ZM153 117V116H152ZM161 117V116H160ZM217 117H216V119H217ZM39 118V119H38ZM138 118V119H137ZM261 118V119H260ZM213 119H211V121L213 120ZM70 120H74L73 122L74 123H72V121H70ZM36 121V120H35ZM75 121H77L78 123H80L81 125H83L84 123H86L87 122V125H88V123H89V125L87 126V127H84V126H86L85 124H84V126H81V127H79L78 126V128H74L73 126H77V125H75ZM139 121V122H138ZM185 121H186V123H185ZM215 122H216V120H214ZM261 121V122H260ZM263 122H264V120H263ZM10 123V122H9ZM73 125H71V124ZM78 123H76V124H78ZM101 124V125H98V129H96L97 128V124ZM138 123V124H137ZM152 123H151V125H149V126H151L152 127ZM173 123V124H174ZM118 124H119V126H118ZM141 124V125H142ZM264 125V123H261V125L260 126H263ZM103 125V126H104ZM106 125H105V128H106ZM109 125V126H108ZM127 125V124H126ZM183 125V126H182ZM103 126H101L100 128H102ZM111 126V127H110ZM129 126V125H128ZM137 126V127H138ZM143 126V125H142ZM141 126V127H142ZM145 127L146 129L149 127ZM117 127H115L116 129H119V128H117ZM126 127V126H125ZM124 127V128H125ZM250 127V128H251ZM264 127V126H263ZM104 128V129H105ZM127 128V127H126ZM125 128V129H126ZM143 128V127H142ZM122 129H123V127H122ZM137 129H139V130H142V129H140V128H137ZM144 129V128H143ZM96 130H99L100 132H98V131H96ZM113 130V129H112ZM126 130H128V129H126ZM126 130H123V131H126ZM259 130V129H258ZM114 131V130H113ZM143 131V130H142ZM169 131V132H168ZM261 130H259L258 131V133H261L260 132ZM102 132V134H100ZM119 132V131H118ZM127 132V131H126ZM126 132L124 133V135H122L121 134V140L123 139V140H125L124 138H125V134H126ZM128 132H130L129 130H128ZM145 132V134H148L149 136H151L152 135V133L150 134L149 133V131H147V130H145L144 129V131H143V133ZM167 132H168V134H167ZM263 132V131H262ZM141 133V132H140ZM162 133H164V134H162ZM120 134V133H119ZM262 134L264 135V133H261V137H262ZM101 135V138L102 139H99L101 142H98L99 140H98V138H99V136ZM107 135H109V136H113L114 134H112V135H110V134H108L107 133ZM117 135V134H116ZM135 135V134H134ZM138 135H140V134H138ZM144 135V134H143ZM147 135V136H148ZM168 136V141H169V137L171 138V136H173L172 138H176L175 139V141H173V139H172V141L170 140L169 141V143H170V145H171V147L170 146H168V141H167V139H166V137ZM252 135V134H251ZM183 136V135H182ZM104 137V136H103ZM117 137V138H116ZM124 137V138H123ZM72 138L74 139V141L76 140V139H78L79 140V143L77 142V143H75L73 140H72ZM80 138V139H79ZM150 139H154V138H152V137H149ZM158 138V137H157ZM250 138L252 139L251 140V143L254 145V140H253V136H250ZM30 139H31V136H30ZM88 139H89V141H88ZM111 139V138H110ZM119 139H120V136H119ZM138 140H139V138H137ZM259 139V138H258ZM262 139V138H261ZM105 140L107 141V142H109L108 144H105ZM122 140V141H123ZM0 141H1V139H0ZM30 141V140H29ZM77 141V140H76ZM91 141V142H90ZM127 140H125V142H126ZM262 140H260V142H261ZM97 142V143H96ZM141 142V141H140ZM147 142V141H146ZM175 143V145L174 144H172V143ZM0 143H2V142H0ZM49 143V144H48ZM94 143H96V144H98V145H94ZM134 143V142H133ZM137 142H135V144H136ZM141 143H143V142H141ZM46 144H48V145H46ZM57 145V148H58V152L56 153V151H54V148H55V146ZM90 145H94V146H92V148L93 147H95V149H98L97 151L95 150V149H92V151L94 152V150H95V155H94V153L92 154V155H90L91 153V148H89V146ZM151 145H154V147L153 146H151ZM166 145H167V147H169V149L166 147ZM97 146V147H96ZM227 146V145H226ZM0 147H2V144H1V146ZM6 147V146H5ZM91 147V146H90ZM106 147V148H107ZM28 149H29V147H27ZM27 148H26V150H27ZM57 148H55V150H57ZM100 148H102V147H100ZM141 148V149H140ZM254 148V147H253ZM1 149H3V148H0V152L2 153V151L3 152H5V157L3 158V156H4V153H2V155L0 154V157L3 159V161L1 160V158H0V167L3 165V162H4V164H5V162L6 161H8V159H9V157H13V158H15V159H13L14 161L15 160H17V159H20V158H22V157H24L25 158V156L26 155H24V153L23 152H21L22 151V149H21V151H19L20 150V148H19V150H12V151H9L8 152V150H7V147H6V151L5 150H2L1 151ZM109 149V148H108ZM140 149V150H139ZM152 149V150H151ZM101 150V151H100ZM111 150V149H110ZM109 150V151H110ZM111 150V152L113 153V151ZM116 150V149H115ZM24 151H25V149H24ZM29 150H27V152H28ZM52 151V152H51ZM53 151H54V153H53ZM157 151V152H158ZM7 153V154H6ZM55 155L56 154V157L53 155V154ZM138 153L140 154V156L142 157H140V160L142 161L141 163H143V164H140V163H138L137 161L139 160H137L136 158H137V156H136V154L138 155ZM31 154H33V156H37V157H33ZM49 154H51V157L53 156V158H50V156H49ZM90 155V158L88 157ZM94 155V156H93ZM101 155H104L101 159H100V157H101ZM49 158H48V157ZM84 156H85V159H87V158H89L90 160L92 159L94 162H97L98 163V159H100L99 161L100 162H102L101 160H103L104 162V164L105 165H103L102 163L100 164V162H99V164L102 166H106V167H100V169H102V172L98 175V173L99 172H97L96 174H97V176H96V174H94L95 173V171L94 172H92L93 170H91V165H94L95 163H93V161H92V163L93 164H90L89 162H91V161H89V159H88V162L84 159ZM92 156L93 157H97V159H96V157L95 158H92ZM100 156V157H99ZM107 159V161H105L104 159L105 158ZM136 157V158H135ZM119 158H118V160H119ZM25 159H27V157L25 158ZM95 159H96V161H95ZM187 159H185L186 161H187ZM85 160V161H84ZM110 162H109V161ZM116 161V160H115ZM115 161H113V162H115ZM2 162V163H1ZM83 162H87V163H89L90 164V167H89V164H88V167L90 168V170L87 168V170H89V171H86V173L85 174H83V175H81V173H79L78 172V170H77V168H80L79 166H82L84 163ZM118 162V161H117ZM120 162V161H119ZM2 164V165H1ZM86 164V163H85ZM84 164V165H85ZM107 164L108 165H110V166H107ZM61 165H63L65 168V171H67V172H65V173H67V175H62V173L61 172H63V171H60V169H62V168H60V166ZM83 165V166H84ZM99 165V166H100ZM122 165V164H121ZM143 165V166H142ZM82 166V167H83ZM86 166H87V164H86ZM120 166V165H119ZM149 166V165H148ZM66 167H67V169H66ZM150 167V166H149ZM152 167V166H151ZM187 167V166H186ZM227 167L228 168H230L231 169V167H230V163L228 164L227 163ZM10 168V167H9ZM77 171H76V170ZM81 169V168H80ZM80 169H79V171H80ZM0 170H1V168H0ZM185 172H189V175H188V172H187V177H189V179L187 178L186 179V183L188 182V184L190 185H188V184H186V186L187 187H189L187 190L186 189H184V190H178V192H176L175 194L173 193V192H170V190H169V193H170V195L172 196V193H173V198L170 196V198L171 199H173L171 202L173 203V204H171V206L172 207H170V208H168V209H170V211L169 210H167L166 209V211L168 212L169 211V213H167L166 211H164L162 208H159V209H157V208H153L151 205H147V208H149V210H151V213H152V215H153V217H154V215H155V217L157 216V217H159V219L160 218H163L164 216H162L161 217V215L164 213L165 215H166V213H167V217L165 218L164 217V220H159V219H156L155 221H156V223H157V228H158V224H159V227H161V229L163 228L164 229V231L166 232V230H167V232H168V236L166 235H164V234H166L165 232H164V234H163V229L161 230V232L159 231L158 232V230H159V228L157 229V231H156V233L151 237V239H153L155 242H157V243H155L154 241H153V243L154 244H156V246L158 245L159 247H161V249L162 250H159L160 252V254L158 253V254H156V255H160V256H157L156 258H154V259H156V261L154 262L153 261V258H152V260L150 259V255L148 256L147 254H146V252L145 251H147V248H148V250L150 251V250H152V249H154V248H151V247H153V246H155L153 243H152V241H151V239L150 240H148L147 239V237L145 236V234L143 233V231L144 230H142V228H143V226H145V224L146 223H144L143 221H136V222H134L135 224H136V227L138 228L137 230L139 231V233H138V235L136 236V239L135 240H132L131 242H130V238L127 236V235H125V236H123L124 237V241H126V243L125 244H127V247L126 248H128V249H125L124 251H122V252H124V253H120V254H115L114 252H113V250L111 251V250H109L106 246H103V247H101L102 248V250L104 249V247L106 248V249H108L110 252L108 253V255H109V263L108 264H126V261H124V259L125 258H127V254H128V252H130V251H134V250H137L138 252H140V259L142 260L141 262H143V264H151V262H154V263H152V264H166V263H162L163 262V260L161 259V258H165L167 261H169V263L168 264H189L190 262H193L194 260L196 261V263L195 264H197V261H198V264H200L199 263V260L198 259H194L193 260V256L194 255H196L194 252H192V253H194V255L193 254H191V255H189L190 254V250L191 249H189V248H192V245L190 244V242H191V240H195L196 241V238H198V237H195V236H199V231L197 230V234H196V232H194L195 234H193V235H191V233H193V232H189V233H187V234H183L182 232L184 231V229L185 228H183L184 226L183 225H185L184 224V222H179V219H180V217H184L183 219L186 221V220H188L189 218L192 220V216H194V212H191V211H193L194 210V208H193V205L191 206V204L189 205V203H187L186 204V200L188 199L187 197L188 196H190V197H192V196H195V195H197L198 193L197 192H199L198 191V187H199V184H196V183H199L198 181H196L197 179H195V178H192V176L191 175H196L195 174V172L193 173V172H190V169H188L187 170V168H185ZM73 171H75L74 173L77 175V173H78V175H77V177L79 178H81L82 179V182L80 183V182H78L79 183V185L77 184H73V183H71L70 181V174H74L73 173ZM104 171V172H103ZM142 171V170H141ZM147 172H149V171H147ZM111 173V174H110ZM155 173V172H154ZM153 173V174H154ZM163 172L161 171V172H159V174L161 175ZM176 173V172H175ZM178 173V172H177ZM176 173V174H177ZM52 175L53 176V178H54V180H51V182H50V180H49V175ZM64 174V173H63ZM102 174V175H101ZM139 174V175H138ZM152 174V173H151ZM37 175V178H39L38 180H36V181H34L35 183H33L32 184V180H31V177L32 176H36ZM137 175V176H136ZM175 175V174H174ZM130 176V175H129ZM130 176V177H131ZM157 176V175H156ZM156 176H154V177H156ZM123 177V176H122ZM131 177V178H132ZM153 177V176H152ZM195 177V176H194ZM78 179L79 181L81 180V179ZM125 178V177H124ZM150 178H151V176H150ZM157 178V177H156ZM190 178L193 180V182H191L190 181ZM254 178H255V176H254ZM253 178V179H254ZM257 178V177H256ZM3 179H5L4 178V176H3V174H2V172L0 171V181H2ZM138 179V178H137ZM159 179V178H158ZM194 179H195V182H194ZM131 180V179H130ZM136 180V179H135ZM188 180V181H187ZM251 180V179H250ZM38 181V182H37ZM254 181H256V180H254ZM45 182H48V184L51 186V192L49 191V192H47V191H44V183ZM95 183L96 184V182L98 183L97 184V186L95 187L96 188V190H95V188H94V186L92 187V183ZM135 182V181H134ZM189 182H191V183H189ZM91 183V184H90ZM192 183H194L193 185H192ZM72 184V185H71ZM87 184V185H86ZM232 183H229V185H231ZM90 185H91V187H90ZM71 186V187H70ZM124 186H125V184H124ZM25 187L23 188L24 190H25ZM134 187V188H133ZM175 187V186H174ZM177 187V186H176ZM176 187H175V189H176ZM121 188V187H120ZM119 188V189H120ZM133 188V189H132ZM20 189V188H19ZM18 188H17V191L19 190ZM92 189H94L97 193H95L94 192V190H93V192L91 191ZM137 189V188H136ZM23 190V191H24ZM46 190V189H45ZM16 191V192H17ZM120 191V190H119ZM172 191V190H171ZM173 191H174V189H173ZM180 191V192H179ZM183 191V192H182ZM28 192H26V190L22 193V194H24V193H26V194H28ZM76 192V194H74ZM123 193L122 194V196L123 197H118L116 200H118L117 202L115 201V198L117 197V195H115L116 193ZM19 193V192H18ZM115 193V194H114ZM17 194V193H16ZM75 195V196H74ZM27 198H26V197ZM15 198H17L16 197V195L14 196ZM14 198V199H15ZM29 198V199H28ZM45 198V199H44ZM59 198V199H58ZM187 198V199H186ZM120 199V200H119ZM138 199V198H137ZM20 201H23V203L22 204H18ZM56 201V202H57ZM86 201V202H85ZM65 202V201H64ZM63 202V203H64ZM68 202V201H67ZM86 203L85 205L83 204V203ZM46 203H48V204H46ZM115 203L117 204V205H115ZM128 204V203H127ZM45 205H49V207H50V209H49V212H44V206ZM66 205V204H65ZM201 205V204H200ZM132 206H134V205H132ZM193 208H191V207ZM58 207V206H57ZM69 207V206H68ZM103 207V208H104ZM134 208L135 207H133V210H134ZM44 209V210H43ZM63 210V209H62ZM65 210V209H64ZM63 210V211H64ZM46 211H47V209H46ZM66 213V212H65ZM125 213V212H124ZM130 214V213H129ZM132 214V213H131ZM189 214H193L192 216L191 215H189ZM247 217H246V219L244 220V223H243V228H244V225L246 226V224H247V222L248 221H250L251 220V218H250V216H249V214H248V211H247ZM245 214V215H246ZM123 215V214H122ZM126 216H127V214H126ZM180 216V217H179ZM188 216H191V217H188ZM66 217L67 216H65L64 218L66 219ZM69 217V216H68ZM114 217V216H113ZM154 217V218H155ZM12 218H13V221H11L12 220ZM179 218V219H178ZM187 218V219H186ZM15 219V220H14ZM68 219V218H67ZM130 219V218H129ZM8 220H10V221H8ZM57 220H58V222H59V224L57 223L56 224V222H57ZM115 221V220H114ZM131 221V220H130ZM178 221V222H177ZM13 222V223H12ZM100 223V221L98 222V224ZM121 223H123V224H121ZM160 223H161V226H160ZM178 223H183V225L181 224H178ZM13 224V225H12ZM86 224V225H87ZM86 225H85V227H86ZM50 226H52V227H50ZM61 226V227H60ZM64 226H65V224H64ZM68 226V225H67ZM73 226V225H72ZM87 226V227H88ZM191 226V225H190ZM249 226H250V224H249ZM86 227V228H87ZM64 228V227H63ZM91 228H87V229H89V231L92 233H94V232H96V231H94V229L92 230ZM100 227H98V229H99ZM119 228V227H118ZM251 228V227H250ZM67 229H68V227H67ZM71 230V229H70ZM92 230V231H91ZM103 230H105V229H103ZM103 230H102V227H101V230H98L96 233H98V234H101L102 235V233H103ZM119 230L121 231V228H119ZM119 231V232H120ZM142 231V232H141ZM176 231V232H175ZM71 231H69L68 233H70ZM84 232V231H83ZM125 232V231H124ZM29 233H31L33 236H32V238L33 239H31V237H29V239H28V235L27 234H29ZM42 233V232H41ZM45 233V234H46ZM53 233H52V235L51 236H53ZM92 233V234H93ZM96 233H94V234H96ZM121 233V232H120ZM143 233V234H142ZM175 233H177V237L178 236H180L181 237V239H180V237H179V241L180 240H182V236H183V241H182V244H183V246H185L184 248H185V250H187L188 249V251L186 252H183V254H181L180 255V252L178 253V251H176L175 252V249H174V243L176 242V240H178L176 237H175ZM178 233H181V234H178ZM185 233V232H184ZM31 234H29V236H31ZM49 234V235H50ZM91 234V235H92ZM93 234V235H94ZM97 234V235H98ZM125 234V233H124ZM169 234H170V236H169ZM183 234V235H182ZM190 234V235H189ZM71 235V234H70ZM107 235V234H106ZM64 236V235H63ZM69 236V235H68ZM79 236V235H78ZM98 236H100V235H98ZM103 236H105V235H103ZM103 236H102V238H103ZM121 236V235H120ZM192 238H191V237ZM62 237V236H61ZM88 237V236H87ZM146 237V238H145ZM188 237H189V240H188ZM44 238V239H43ZM53 238V237H52ZM81 238V237H80ZM101 238V236H100V239L102 240V241H104L103 239ZM191 238V239H190ZM27 239V240H26ZM53 239H55V238H53ZM62 239H64L63 237H62ZM72 239V238H71ZM88 239V238H87ZM86 239V240H87ZM96 239V238H95ZM94 239V240H95ZM28 240L30 241V242H28ZM65 240V239H64ZM100 240V241H101ZM148 240V241H147ZM45 241V242H44ZM53 241V240H52ZM89 241V240H88ZM90 241H91V239H90ZM98 241V240H97ZM101 241V243H103ZM87 242V241H86ZM149 242H151L150 244H149ZM85 243V242H84ZM83 243V244H84ZM89 243V242H88ZM93 244H95V242L93 243ZM100 244V243H99ZM124 244V245H125ZM189 244H190V246H189ZM52 245H54V246H52ZM85 245V244H84ZM101 245H103V244H101ZM151 245V246H150ZM161 245V246H160ZM253 245H256V244H254L253 243ZM14 246V248H12ZM37 246V247H36ZM57 246V245H56ZM94 246V245H93ZM36 247V248H35ZM45 247V252L42 254V256H41V258L43 259V262H44V264H53V263H51V259H52V257L55 255V256H57V258H59V263H61V264H82V263H84V264H95V262H96V264H98V262L99 261H96L95 260V262H93V261H91L90 260V258H91V256L89 257V260L87 261H85V259H87L86 257L88 256V255H91L92 254V252H93V250L95 251V248L93 249L92 247H90L89 246V248H86L84 251H79V253H76V254H74V255H72L71 253L72 252H67V251H63V250H57L58 248L57 247H55V244H50L49 245V243H47V245L46 246H44ZM43 247V248H44ZM248 247V246H247ZM11 248V249H10ZM15 248L17 249V252H18V249H20L19 251H21V252H18V254H16L15 255V253L13 252V251H15ZM92 248V249H91ZM98 248V247H97ZM187 248V249H186ZM195 248V247H194ZM12 249H14V250H12ZM82 249V248H81ZM106 249H104L105 251H107ZM141 249H143V251L141 250ZM160 249V248H159ZM80 250V249H79ZM100 250V249H99ZM145 250V251H144ZM229 250H231V249H229ZM10 251H11V254H9L10 253ZM35 251H32V252H35ZM78 251V250H77ZM97 251V250H96ZM101 251V250H100ZM196 251V250H195ZM25 252V253H26ZM31 252V254L34 256V254L35 253H32ZM65 252H67V253H65ZM108 252V251H107ZM106 252V253H107ZM189 252V253H188ZM97 253V252H96ZM95 253V254H96ZM185 253H187V254H185ZM21 254V255H20ZM39 254V252L37 253V254H35V256L36 255H38ZM153 254H154V256H155V253L153 252ZM41 255V254H40ZM97 255H98V253H97ZM16 256V257H17ZM33 256H32V258H33ZM94 256H96V255H94ZM126 256V257H125ZM201 256V255H200ZM84 257H85V259H84ZM125 257V258H124ZM191 257V258H190ZM35 258V257H34ZM33 258V259H34ZM97 258V256L94 258V259H96ZM157 258H158V260H157ZM159 258L162 260V262H161V260L159 261ZM163 258V259H164ZM190 258V259H192L191 261H190V259L188 260V259ZM196 258H197V255H196ZM208 258V257H207ZM37 259V258H36ZM84 259V262L82 261ZM93 259V258H92ZM93 259V260H94ZM100 259V258H99ZM202 259H203V257H202ZM25 260V259H24ZM51 260V261H50ZM33 261H35V260H33ZM39 261V260H38ZM234 260H233V258H231V257H229V258H227V260H226V262H227V264H232V262H233ZM22 262V261H21ZM36 263V262H35ZM194 263H190V264H194ZM207 263V262H206ZM26 264V263H25ZM28 264H31V263H28ZM32 264H34L33 262H32ZM202 264V263H201ZM207 264H209V263H207Z\"/></svg>",
  "mask_w": 264,
  "mask_h": 264
}]
</instances>
